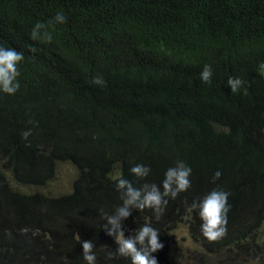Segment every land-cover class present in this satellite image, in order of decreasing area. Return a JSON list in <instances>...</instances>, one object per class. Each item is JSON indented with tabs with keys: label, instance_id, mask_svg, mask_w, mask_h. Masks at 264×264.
Returning <instances> with one entry per match:
<instances>
[{
	"label": "trees",
	"instance_id": "obj_1",
	"mask_svg": "<svg viewBox=\"0 0 264 264\" xmlns=\"http://www.w3.org/2000/svg\"><path fill=\"white\" fill-rule=\"evenodd\" d=\"M37 23L51 42L31 38ZM0 46L24 55L18 91H0V264H87L79 240L96 264H131L107 259L117 245L100 228L122 202L116 179L161 185L177 161L191 187L159 219L133 209L125 235L156 228L157 264H180L177 225L224 264H264V0H0ZM61 162L75 168L70 188L40 189ZM213 189L230 209L210 242L188 206Z\"/></svg>",
	"mask_w": 264,
	"mask_h": 264
},
{
	"label": "clouds",
	"instance_id": "obj_2",
	"mask_svg": "<svg viewBox=\"0 0 264 264\" xmlns=\"http://www.w3.org/2000/svg\"><path fill=\"white\" fill-rule=\"evenodd\" d=\"M67 18L62 13H57L56 23H64ZM42 24L37 23L31 33L32 39H42L43 42H51V34L39 35ZM35 51V48L30 49ZM24 59L22 52L14 48L0 46V91L8 95H14L20 85L18 64ZM211 66L205 65L200 73V78L205 83L211 82ZM93 83L103 84L102 79L96 78ZM233 93L239 91L243 81L239 78L229 77L227 81ZM30 135V130L22 133L23 138ZM150 167L143 164H136L130 168V172L139 179H144L150 174ZM192 169L184 161H177L173 167H169L161 185L145 182L140 187L123 177L116 179L115 187L120 193L121 204L116 206L111 214H103L104 223L100 228L114 238L117 245L114 251L106 253L107 259L114 256L130 258L131 264H157V260L151 253L161 250L164 245L159 240L160 232L151 226L144 224L138 230L125 235L126 226L124 221L132 215L133 209L144 211L151 209L156 218L165 211L169 199H176L177 196L186 192L191 187L190 176ZM221 173L216 171L213 174V182L219 179ZM229 192L213 189L204 195L200 200L193 201L189 209L196 211L201 220L200 229L202 235L210 242L222 239L227 234V213L230 209L228 204ZM79 240V238H77ZM82 247V255L87 264H96L94 244L91 240H79Z\"/></svg>",
	"mask_w": 264,
	"mask_h": 264
},
{
	"label": "rangeland",
	"instance_id": "obj_3",
	"mask_svg": "<svg viewBox=\"0 0 264 264\" xmlns=\"http://www.w3.org/2000/svg\"><path fill=\"white\" fill-rule=\"evenodd\" d=\"M74 174L75 168L69 162H61L56 170V173L49 180V182L46 185L40 186L39 188L51 193L68 190L70 188L71 179ZM18 186L24 190L33 189L32 185ZM172 233L180 246V264H224V261L222 258H219V256L208 255L204 253L199 248V245L191 239L185 226L177 225L172 229ZM197 258H200L201 263L198 262Z\"/></svg>",
	"mask_w": 264,
	"mask_h": 264
}]
</instances>
